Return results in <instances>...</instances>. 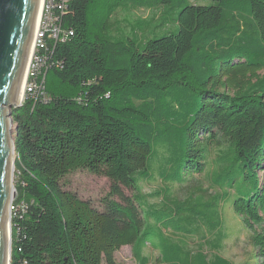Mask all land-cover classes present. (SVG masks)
Instances as JSON below:
<instances>
[{
    "label": "trees",
    "instance_id": "trees-1",
    "mask_svg": "<svg viewBox=\"0 0 264 264\" xmlns=\"http://www.w3.org/2000/svg\"><path fill=\"white\" fill-rule=\"evenodd\" d=\"M242 1L69 0L63 14L57 10L68 36L48 40L40 51L41 88L13 109L11 264H115L126 245L138 264H148L151 235L158 263L230 264L163 233L173 224L183 231L178 203L174 218L153 207L145 212L157 204L149 199L161 196L144 194L140 185L154 180L148 163L155 145L173 146L168 180L178 184L204 172L208 151L219 147L228 173L215 174L214 183L235 190L234 210L264 264V89L246 88L263 69L264 0H246L247 15L237 10ZM121 3L159 9L154 34L110 33ZM167 6L180 8L171 18L177 28L156 38L170 23ZM81 169L110 181L101 207L67 187L66 177ZM193 204L209 208L207 219L203 210L194 215L215 227L217 203ZM152 218L159 229L150 228Z\"/></svg>",
    "mask_w": 264,
    "mask_h": 264
},
{
    "label": "rangeland",
    "instance_id": "rangeland-1",
    "mask_svg": "<svg viewBox=\"0 0 264 264\" xmlns=\"http://www.w3.org/2000/svg\"><path fill=\"white\" fill-rule=\"evenodd\" d=\"M108 4V3H107ZM238 11L241 14L247 15L250 3L246 0L239 3ZM169 10L168 17L170 23L163 25L156 34V38L163 36L167 32L176 30L177 26H174V21L171 19L175 15L174 13L180 10V8L167 6ZM106 11V10H105ZM160 12L159 9L150 8L145 6H132L128 7L125 3H121L117 8L112 11L110 19L112 21L113 31L120 37H134L136 39H146L153 32L152 28L159 21L153 22L152 18L154 14ZM105 13H103L104 15ZM177 15V14H176ZM154 25V26H153ZM165 26V27H164ZM250 88L251 91H260L264 89V58L263 69L254 74L253 80H251L246 88ZM24 97V92L22 99ZM26 95L24 97V100ZM21 99V100H22ZM176 97L173 100L176 102ZM23 100V101H24ZM23 104V102H22ZM13 137L15 134L13 133ZM173 146H157L155 145V151L148 163V173L154 178L152 181H141V189L144 194H152L159 190L161 196H152L149 201L155 202L150 207H144L145 212L147 210L153 211V208H157L158 212H163L169 215L173 214L175 217L176 207L174 203H178L177 213L182 217V223L185 224L183 231H177L174 228V224L167 230L163 229V233L169 237H173L174 242L185 243V247L190 251L202 250L205 253L217 254L227 259L230 264H258V258L256 256V250L252 242V232L245 227L241 217L235 212L233 202L236 198L235 190H230L225 184L226 182L220 181V183H214V175L226 176L228 171L220 168L218 162V156L221 153L219 147H211L208 151L205 171L201 174H193L188 177V181L178 184L168 180L169 160L172 157L171 151ZM228 143H224L222 149H227ZM232 158V156H229ZM216 176V177H217ZM215 177V178H216ZM67 187L75 191L81 198L88 200L96 207H101V199H103L110 191V181L108 178L98 176L90 173L87 170H76L70 173L66 177ZM130 192L129 190H127ZM228 192V196H227ZM17 196V193H16ZM15 196V199H16ZM194 196V197H191ZM169 197V198H168ZM14 199V205H15ZM174 200V201H173ZM196 201L204 204L216 202L215 207L216 217L215 227L209 226V223L198 220V216L194 215L197 211L203 210L205 218L207 219V213L209 208L202 209L194 205ZM164 208L163 210L161 208ZM182 207H188L189 211H181ZM149 212V211H148ZM194 215L195 217L186 218L187 215ZM13 217V214H12ZM209 217V216H208ZM186 218V219H185ZM195 218V219H190ZM205 221V220H204ZM149 226L152 229L159 226L156 225L155 218L149 219ZM156 226V227H155ZM191 231L186 232V230ZM154 237V235H151ZM149 238L148 244L145 248V255L148 256V264H164L156 261L157 257L161 255V252L153 245V238ZM184 247V246H183ZM115 264H138V259L133 253L130 245L123 246L115 253ZM103 264H108L106 261Z\"/></svg>",
    "mask_w": 264,
    "mask_h": 264
},
{
    "label": "water",
    "instance_id": "water-1",
    "mask_svg": "<svg viewBox=\"0 0 264 264\" xmlns=\"http://www.w3.org/2000/svg\"><path fill=\"white\" fill-rule=\"evenodd\" d=\"M39 0H0V264H11L16 196L13 109L34 30Z\"/></svg>",
    "mask_w": 264,
    "mask_h": 264
},
{
    "label": "built area",
    "instance_id": "built-area-1",
    "mask_svg": "<svg viewBox=\"0 0 264 264\" xmlns=\"http://www.w3.org/2000/svg\"><path fill=\"white\" fill-rule=\"evenodd\" d=\"M68 1L69 0H42L39 25L35 31V47L32 52L24 85V97L27 95V92L38 91L41 88L37 78L43 72L46 57H43L40 51L47 47L48 40L54 39L58 41L68 36L67 33L62 31L59 24L60 17L57 14V10H61L62 14L65 12ZM12 211L14 214L15 205Z\"/></svg>",
    "mask_w": 264,
    "mask_h": 264
},
{
    "label": "bare ground",
    "instance_id": "bare-ground-1",
    "mask_svg": "<svg viewBox=\"0 0 264 264\" xmlns=\"http://www.w3.org/2000/svg\"><path fill=\"white\" fill-rule=\"evenodd\" d=\"M41 7H42V0H39L38 6H37V10H36V15H35L34 30H33V33H32V39H31V43H30V46H29V49H28V55H27L25 67H24V70H23L22 80H21V84H20V88H19V92H18L19 102L21 101L22 96H23L24 85H25V80H26V76H27V71H28V67H29L30 61H31L32 52H33L34 47H35V31H36V29L38 28V25H39Z\"/></svg>",
    "mask_w": 264,
    "mask_h": 264
},
{
    "label": "crops",
    "instance_id": "crops-1",
    "mask_svg": "<svg viewBox=\"0 0 264 264\" xmlns=\"http://www.w3.org/2000/svg\"><path fill=\"white\" fill-rule=\"evenodd\" d=\"M158 13V12H157Z\"/></svg>",
    "mask_w": 264,
    "mask_h": 264
}]
</instances>
